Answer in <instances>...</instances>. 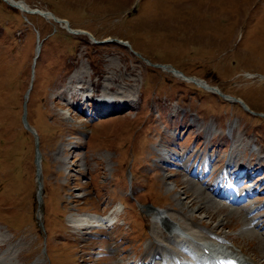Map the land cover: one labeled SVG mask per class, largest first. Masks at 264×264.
I'll return each mask as SVG.
<instances>
[{"label":"rangeland","instance_id":"rangeland-1","mask_svg":"<svg viewBox=\"0 0 264 264\" xmlns=\"http://www.w3.org/2000/svg\"><path fill=\"white\" fill-rule=\"evenodd\" d=\"M15 1L71 30L0 0L1 263H151L152 215L160 209L178 228L235 243L264 264L255 243L241 239L239 222L216 233L197 218L180 220L173 199L182 188L166 186L188 180L208 192L220 175L229 184L225 164L235 142L231 172L237 166L242 176L243 166L257 164L244 174L256 183L250 202L264 206L256 198L264 194V0ZM162 64L231 101L155 67ZM79 88L116 103L97 113ZM92 212L115 218L114 226L84 229L81 218Z\"/></svg>","mask_w":264,"mask_h":264},{"label":"bare ground","instance_id":"bare-ground-1","mask_svg":"<svg viewBox=\"0 0 264 264\" xmlns=\"http://www.w3.org/2000/svg\"><path fill=\"white\" fill-rule=\"evenodd\" d=\"M10 5H13V7L21 9L23 12H29V13H38L39 15L51 19L55 23L59 24L60 26L66 27L67 29L71 30L70 25L67 24L64 20L60 19L59 17L55 16L54 14L50 12H45L38 10L37 12L30 11L29 7L26 6L21 1H15V0H5ZM69 30V31H70ZM80 33V32H79ZM40 44L38 43V46L36 48V52L39 53L40 51ZM37 55V54H36ZM155 67L161 68L162 71H168L172 73V75L181 78L182 80L186 82H193L196 85L203 87L204 89L211 91L213 93L220 94L224 99L231 101L228 99L229 97L221 92L218 88H216L213 85H210L208 82L201 80L200 78H192L190 76H186L180 72H178L174 67L162 64L161 66L155 65ZM246 78L252 79L255 78L253 73L247 72L244 74ZM260 75V74H259ZM251 76V77H248ZM71 81H69L70 83ZM210 85V87L207 85ZM82 90V89H80ZM31 92V89H27L26 91V100L29 97V94ZM83 92V90H82ZM115 98L109 97L104 103L98 104V107L102 108L104 111H110L116 103L114 100ZM87 101V99H86ZM239 101V100H238ZM119 102V101H118ZM97 102H94V105H96ZM242 104H244L242 102ZM245 108V107H244ZM239 149V145H237L235 142L232 144V152L230 153V156L228 157V161L225 164V169L227 172V179L231 178L234 180V184L236 189L238 191L236 192V189L232 187V185H228L227 182H224L223 176H218L217 180L212 183L210 188L208 189V192H206L204 189H200L201 186L196 187L193 183H189L185 180L182 182L176 180L174 185L168 184L167 190H172L173 188H182L181 191L178 190L177 193L174 194V199L176 206L179 209L180 220L187 222V220H197L198 224H205L206 227H210L209 229L213 232L218 233L222 228L226 227L227 224L230 225L232 221L239 222L241 225L239 229V234L241 235V239H243L244 242L250 243L254 242L256 250L258 251V254H256L260 259L264 258V232L262 233V227L264 228V210H262V207L264 206H258L254 203L250 202V198L253 197L252 193L255 190L256 183H248L247 186L244 187V189H240L237 186V183L240 181L242 177L245 176L244 173H250V171L254 168H256L257 164H247L246 166H243V173L242 176L235 177L237 174V166L235 168V172L233 171L234 160L239 157L237 154V150ZM260 149V148H259ZM259 151V150H258ZM167 151H160L158 152L159 158H163ZM173 156V160L176 159ZM180 157V156H179ZM184 158V157H183ZM262 157H258L257 163H260ZM163 164H166V162L163 160ZM172 163V162H171ZM230 167V169H228ZM246 171V172H245ZM174 174V173H173ZM171 174V176L173 175ZM223 174V173H222ZM176 175V174H174ZM244 175V176H243ZM246 182L245 180H241V183ZM264 184V182H262ZM195 186V187H194ZM38 191H41V184H38ZM222 191V192H221ZM211 192L212 195H216L221 198V200H215L209 195L208 193ZM183 197H182V195ZM234 196L231 200L228 198H231ZM257 199L264 198L263 195H257ZM226 201H225V200ZM253 200V199H252ZM231 207V208H229ZM178 211V210H177ZM217 214V215H215ZM222 214V215H219ZM260 214V215H259ZM91 216V217H90ZM153 220H154V226L158 221H160L166 228L169 229V233H166L165 231L158 228L157 224L151 231V236L153 238V249L150 251V255L148 253L147 256L151 257V263L148 264H208L207 261H203V258L200 254H197L196 252H193L191 249H186L187 247L190 248V246L193 244V239L189 236H195L196 239H200L203 241H207L206 244L203 246L204 248L209 250V246L211 247L212 243L214 245V249L217 250V253H223L224 255H229L233 257L232 259L227 258L223 261L226 264H258V263H252L250 262V259L243 254L244 251L242 249V246H237L235 243L232 245H227L225 241L220 240L218 238H215L217 242L214 241H208L205 233L200 232V234L196 231V233L193 231L194 229H187L186 227L181 226V228H178L176 217L170 216L168 213H165L162 210H156L153 212ZM95 215H89L83 220L81 218V226H84V224L90 222L91 218H95ZM197 218V219H196ZM214 220V223L211 221ZM184 222V223H185ZM195 224V223H194ZM232 224V223H231ZM193 225V224H192ZM80 226V227H81ZM84 229L86 227H83ZM160 233L164 235V239L167 241L168 244H165L161 242L158 238L161 236ZM175 233H178L179 235H176ZM219 235V234H217ZM218 237V236H217ZM221 238H228L227 236H222ZM230 238V237H229ZM200 241V242H203ZM221 242V243H220ZM5 244L0 242V248L4 247ZM151 245V244H150ZM174 245V248H170L169 246ZM150 248V247H149ZM191 252V254L188 251ZM7 254V253H6ZM11 255V254H10ZM0 259V264L1 263ZM33 264H41V261L34 262Z\"/></svg>","mask_w":264,"mask_h":264},{"label":"water","instance_id":"water-1","mask_svg":"<svg viewBox=\"0 0 264 264\" xmlns=\"http://www.w3.org/2000/svg\"><path fill=\"white\" fill-rule=\"evenodd\" d=\"M12 6H13V5H12ZM22 119H23L24 125L26 126V125H27V123H26V120H25V116H24V114H23V117H22Z\"/></svg>","mask_w":264,"mask_h":264}]
</instances>
